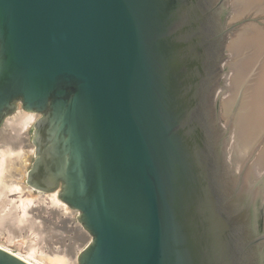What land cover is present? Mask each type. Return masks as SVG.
I'll return each instance as SVG.
<instances>
[{"label":"water","instance_id":"water-1","mask_svg":"<svg viewBox=\"0 0 264 264\" xmlns=\"http://www.w3.org/2000/svg\"><path fill=\"white\" fill-rule=\"evenodd\" d=\"M226 0H0V124L40 113L26 181L78 211L77 264H264V194L219 124ZM3 264H30L0 247Z\"/></svg>","mask_w":264,"mask_h":264},{"label":"bare ground","instance_id":"bare-ground-1","mask_svg":"<svg viewBox=\"0 0 264 264\" xmlns=\"http://www.w3.org/2000/svg\"><path fill=\"white\" fill-rule=\"evenodd\" d=\"M229 7L234 12L230 17L233 19L250 11L262 13L264 0H232ZM252 19L260 25L249 23ZM245 21V25L234 29L235 32L232 31L227 38L226 60L222 66H218V72L227 69V77L225 83L219 82L217 96L222 94V115L228 119L227 129H231L225 152L235 174L243 170L247 175L250 171L253 173L249 186L253 190L255 180L264 167V24L249 15ZM39 116L40 113L20 106L5 116L0 126V247L30 264H77L78 254L90 237L80 248L71 249L70 236L53 229L56 227L54 223L44 230L42 219L34 211H39L44 196L49 197L51 204L61 210L55 213L57 216L77 215L78 211L59 198L58 188L43 191L26 181L29 158L35 155V145L30 140L28 130ZM256 148L255 157L249 162ZM263 180L264 177L261 182ZM14 193H18L17 198L8 197ZM257 194L256 200L260 197ZM64 226L68 225L64 223ZM75 226L80 229L82 224L77 220ZM27 229L33 235H41L44 230V238L49 243L44 247L27 243L22 234ZM50 229L51 235L48 232ZM81 230L84 231L83 227ZM15 238L22 243L25 241L20 251H14L9 246Z\"/></svg>","mask_w":264,"mask_h":264},{"label":"rangeland","instance_id":"rangeland-1","mask_svg":"<svg viewBox=\"0 0 264 264\" xmlns=\"http://www.w3.org/2000/svg\"><path fill=\"white\" fill-rule=\"evenodd\" d=\"M229 6H232V0H226V10H228V15H227V17L225 19V26L226 27L230 26L231 24H235V27H236L235 30H237V28H239L240 26L242 27L243 24L244 25L246 24L245 17H247L248 15L252 16V18H256L257 20L261 21L262 24H264V11H262V13L261 12L254 13V12L250 11V12H248L246 14H242V15L240 14L241 16L239 15V17L237 16V17H234L233 19L231 18L232 19L231 20L230 17L233 16L234 12H232V8L230 10ZM249 23L258 24L254 20L250 21ZM258 25H260V24H258ZM235 30H232L233 33L235 32ZM227 34L229 36L231 33L229 34V32H228ZM225 60H226V57H223L220 60L219 65L222 66L224 64ZM226 66H227V64H226ZM226 72H227V69L222 71V72H220V71L218 72V86L220 85L221 81L222 82L224 81V83L226 82L225 81L226 77H227V73ZM217 89H219L218 91H220V88L217 87ZM221 96H222V94H219V96H217L219 114H222V111H221L222 108H221V105H220ZM15 104H16V106H15L14 110H16L17 107L21 106V103H20L19 100L16 101ZM226 119H227V117H226ZM219 124H220V127L222 129H224V131H226L225 128L227 129V126H226V124L224 122V118H220ZM1 125H2V123L0 124V126ZM33 128H34V126L32 125L30 127V129L28 130V133H29L31 141H32ZM226 132H228V133H225V143L227 142V140H229V137L231 135V133H230L231 129H227ZM257 150L258 149L256 148L255 152H254L253 156L250 158L249 162L253 160L252 158L255 157V153L257 152ZM33 157H34V155H32L29 158V163L27 164V169L30 167L31 162L33 160ZM253 167L256 170V165L255 164L253 165ZM245 171L246 170H243V172H245ZM239 174H241V172H239ZM249 175L252 177L253 173L250 171ZM263 177H264V167H263V171L261 170L260 175L258 176V178L255 180V183H254V185L257 187V189L260 187L258 189V192H257L256 187L254 189V186H253V190H251L252 187H249V190H248V193H247V197H251V191H255L256 194L258 193L259 195L258 194L257 195L260 196V197H261L262 193L264 194V180L261 182ZM260 183H262V184H260ZM17 196H18V193H14V194H9L8 195L9 198H17ZM59 211H61V210H59L58 207H55V206H53L51 204V201H50L49 197L44 196L41 208L39 209V211L35 210L34 212H35V214L38 215L39 219H42L44 230L49 229L51 225L55 224L56 227H53V229H58L59 231H62L64 234H67V235L70 236V239H71L70 241H72V245L70 247L71 249H74V248H77V247L80 248L81 246H83L89 240V237H90L89 232L83 226H81L80 229H76L75 222L78 220L76 213H75V215L73 214V215L68 216V217H63V216H57V214H55V213H57ZM64 223H66L68 226H64ZM24 227L27 228L26 224L24 225ZM82 227H83L84 231L81 230ZM263 229H264V225H263ZM44 230H43V234H41V235H33L32 233L30 234V230L29 229L22 231V234L24 235V239L27 240V243H31L32 242L36 246L38 245V246L44 247V245L49 243L48 240L44 238V234H45ZM48 232H49L50 235L52 234L51 229ZM31 235H32V237H31ZM53 238H55V236H53ZM22 244H25V241L22 243L21 241H19L18 238H15L14 242L11 243L9 246L14 251H20L22 249L21 248Z\"/></svg>","mask_w":264,"mask_h":264},{"label":"snow or ice","instance_id":"snow-or-ice-1","mask_svg":"<svg viewBox=\"0 0 264 264\" xmlns=\"http://www.w3.org/2000/svg\"><path fill=\"white\" fill-rule=\"evenodd\" d=\"M0 264H3V262H2V261H0Z\"/></svg>","mask_w":264,"mask_h":264}]
</instances>
